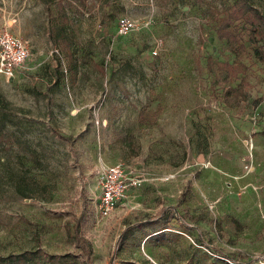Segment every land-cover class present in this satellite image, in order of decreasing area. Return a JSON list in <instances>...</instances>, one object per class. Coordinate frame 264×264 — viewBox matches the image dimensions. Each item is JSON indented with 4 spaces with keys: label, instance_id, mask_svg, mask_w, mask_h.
Wrapping results in <instances>:
<instances>
[{
    "label": "rangeland",
    "instance_id": "rangeland-1",
    "mask_svg": "<svg viewBox=\"0 0 264 264\" xmlns=\"http://www.w3.org/2000/svg\"><path fill=\"white\" fill-rule=\"evenodd\" d=\"M234 2L0 0L30 53L0 76V264H264V37L217 36Z\"/></svg>",
    "mask_w": 264,
    "mask_h": 264
},
{
    "label": "built area",
    "instance_id": "built-area-1",
    "mask_svg": "<svg viewBox=\"0 0 264 264\" xmlns=\"http://www.w3.org/2000/svg\"><path fill=\"white\" fill-rule=\"evenodd\" d=\"M135 27V21L127 15H121L116 20V29L119 34H126ZM29 55V47L25 40L6 29L0 30V76L6 79L14 76ZM126 179L130 181L125 182ZM134 182L133 177L126 175L123 171L120 163L105 166L100 171L99 177L98 206L100 211L104 214L110 213L118 200L124 196L126 183Z\"/></svg>",
    "mask_w": 264,
    "mask_h": 264
},
{
    "label": "trees",
    "instance_id": "trees-1",
    "mask_svg": "<svg viewBox=\"0 0 264 264\" xmlns=\"http://www.w3.org/2000/svg\"><path fill=\"white\" fill-rule=\"evenodd\" d=\"M242 18L243 22L248 25L249 33L251 37L259 35L264 37V16L261 14L256 7L247 3V0H235L234 4L229 7L227 14L224 16L222 21H219V25L216 29L217 36L223 38H235V31L230 29V23ZM256 53L260 56L262 51L256 48ZM167 210V206L160 207L154 214L147 217L148 220H155L162 216ZM79 221L75 220L73 223V229L77 230ZM77 243L81 246L83 251L87 254L88 248L86 247L87 242L85 240H77Z\"/></svg>",
    "mask_w": 264,
    "mask_h": 264
}]
</instances>
